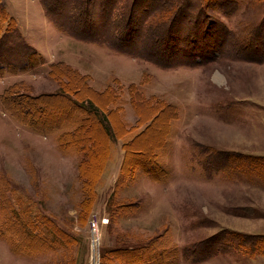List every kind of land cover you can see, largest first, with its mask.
Returning a JSON list of instances; mask_svg holds the SVG:
<instances>
[{"label": "rangeland", "instance_id": "obj_1", "mask_svg": "<svg viewBox=\"0 0 264 264\" xmlns=\"http://www.w3.org/2000/svg\"><path fill=\"white\" fill-rule=\"evenodd\" d=\"M102 1L88 0L90 33H65L39 0H1L42 59L0 75V98H20L7 101L14 115L0 102V226L15 220L12 241L0 233V264H264V0H184L173 10L167 0H107L110 15L133 18L127 45L113 42L114 29L104 36ZM45 2L52 18L73 14L79 25L73 0ZM189 8L203 13L190 26ZM89 104L112 113L114 144L91 117L61 150L58 134L44 132L79 124ZM148 128L124 162L123 135ZM89 143L90 155L77 151ZM25 209L37 242L60 246L20 247Z\"/></svg>", "mask_w": 264, "mask_h": 264}, {"label": "trees", "instance_id": "obj_2", "mask_svg": "<svg viewBox=\"0 0 264 264\" xmlns=\"http://www.w3.org/2000/svg\"><path fill=\"white\" fill-rule=\"evenodd\" d=\"M106 1H102L99 5L98 8V13L97 16L98 18H100V20L102 22L105 23L106 25V30H105V34L104 36L109 37L110 39H112V30L114 29L116 32L114 33V39L113 42L115 44H120L125 42V45L129 44L131 41V21L133 20L131 15H128L127 18H125V16H123V18H121V10L119 11V15H110L109 14V5L106 6ZM165 1V0H164ZM175 1V2H172ZM43 11H44V16L45 18L51 22L56 24L63 32L65 31H69L70 32V28L71 30L76 28L77 26H79L80 28H82L83 33L84 32H88L90 33L92 31V28L94 26L93 23V18H92V14L91 12L88 10V6L89 2L88 0H73V3H76V6L74 8H70V11L76 13L75 15L82 17L79 25H78V20H76V18H74L73 23L71 22L73 17L71 15L70 18H67L66 21H62L60 19V17H54L52 18V16H50L49 14V5L45 2V0H39ZM167 2V4H165L166 6H168L169 8H171L172 10L176 8L177 4L181 5L182 3H184V0H167L165 1ZM118 6H122V5H127L128 6V0H121L120 2H118ZM0 5H1V0H0ZM166 6H164L166 8ZM164 8V9H165ZM169 8H166L163 12L166 13L168 11ZM58 12V10H57ZM58 15V14H57ZM184 19L182 22H188V25L190 26L191 24H193L195 21L194 20H198L201 17L203 18V13L202 12H198V13H193L191 11V9L189 8V12L184 14ZM173 23H179L178 22V16H175L172 19ZM4 25H7L6 28V32L5 33H1V30L4 29ZM148 28L150 29H155V27H152L151 25H147ZM157 27V26H156ZM16 27V23L14 18H9L6 15V11L4 8H1L0 6V75H2L4 72H20V71H27L29 69H32L34 67L37 66V64L41 61L42 57L41 55L35 51L34 48H32L29 44H27L23 38V36H21V33L18 32ZM143 33H142V40L141 41H145L148 42L149 41V34L150 31L149 29L146 30L145 28H143ZM12 31H17L13 34H11ZM111 32V33H110ZM66 33V32H65ZM15 34V35H14ZM111 35V36H110ZM39 61V62H38ZM55 66H58L57 64H53L52 68H54ZM131 90H133V92L131 91V93H135L136 88L134 86H132ZM109 91V90H108ZM109 93L112 95V93L109 91ZM12 97H14L13 99L9 98L8 92L1 96L0 98V102L2 107L5 110H9L13 115V108L10 106V104L7 101L10 100H19L20 98L18 97V95L16 94H12ZM57 96H55L54 98H56ZM31 101V100H29ZM36 101V100H34ZM90 106H81V108L84 111L85 117L83 116L79 122V124L75 125V122L72 123H68L64 126H62L61 128L52 131L51 129H49L48 131L44 132V133H48V134H58V146L60 147L61 150H67V148H65V146L69 145L70 142L67 140V136H72L73 139H78L81 133V130L84 127V121H88L90 119V121H92L91 117H93L96 122L98 123V127L101 129V131H103L105 137H106V144L111 143L114 144L115 141V137L117 138L115 129L113 127V125L111 124V122L108 120V116L112 115V113L109 111L108 116H104L100 110L95 109L94 106H92V104H89ZM150 106L151 103H149ZM152 108V107H151ZM153 109V108H152ZM155 112V114L160 115L163 114V112H165V110H153ZM105 114V113H104ZM155 117V115H153V118ZM151 119L150 121L154 122V119ZM176 118H173V120H175ZM21 120V119H20ZM141 121V120H140ZM23 123H25L24 121H22ZM110 122V123H109ZM152 122V123H153ZM94 123V122H92ZM28 124L29 127L36 129V127L33 124L30 123H26ZM170 124H168V126L170 127ZM74 127L73 130H71L72 128L69 127ZM135 129V128H134ZM150 128H148L146 131H142V132H138L137 134H134L133 137L130 140H126L127 138V132L123 135V139H124V143L122 145V150L124 151V162H129L128 160L131 158V156L133 157V155L135 156L138 152H134L132 149L133 146L140 140L142 139L146 134L147 131ZM60 133V135H59ZM129 135H132L131 133H129ZM83 137V135H82ZM68 142V143H67ZM95 143H89L87 144H81L80 149L77 151L82 152L81 154H86L90 155L89 152L86 150V147L89 150H93L95 151ZM70 150V148H69ZM107 154V150L105 151V155ZM154 156L156 155V153H153ZM155 159V158H154ZM131 160V159H130ZM156 160V159H155ZM156 166V164H154ZM142 165L139 164L137 165V168ZM136 167V166H135ZM134 167V168H135ZM133 168V169H134ZM156 170V169H155ZM157 173V171H156ZM153 173V174H156ZM158 175V173L156 174V176ZM150 176V174H149ZM151 177V176H150ZM167 178V177H166ZM162 179H165V177L163 176ZM6 192L9 193L11 192L10 189V184L6 182ZM8 206H9V212L13 211L14 206L12 205V203H10L8 201ZM7 212V211H5ZM4 212V213H5ZM14 213V212H12ZM15 217V214H14ZM23 221L20 222L19 226V231L22 233V240L19 242L20 247H26L27 245L32 247V248H37L40 247L39 245H42L43 248H45L46 250L55 246H60V244H58L57 242L58 239L54 238V241L50 240L49 238V242L47 241L48 239L46 238V240L44 238L40 239L42 242H44L43 244H39V242H37L36 238L37 236H34L32 234V232L37 229L34 225V218L31 215L30 210H24L23 211ZM16 219V218H15ZM37 220L39 219V216H37ZM44 221L47 226L49 227V229H51L55 235H57L58 237H61L63 240V232L59 231L58 228L56 227V225H54L53 223H50V221L48 220H42ZM15 220L12 217V215L10 216V219L8 218H4V221H2L1 226H0V233L3 237L8 236V241L10 240V235L9 233H13V227H15L14 224ZM14 235V233H13ZM33 235V236H31ZM50 235H52L50 233ZM27 237V238H26ZM12 241V240H10Z\"/></svg>", "mask_w": 264, "mask_h": 264}, {"label": "built area", "instance_id": "obj_3", "mask_svg": "<svg viewBox=\"0 0 264 264\" xmlns=\"http://www.w3.org/2000/svg\"><path fill=\"white\" fill-rule=\"evenodd\" d=\"M106 223H108V220H106ZM91 230H92L93 236L96 237V235L98 234V226L94 221L91 223ZM94 243H96L95 238H94Z\"/></svg>", "mask_w": 264, "mask_h": 264}, {"label": "crops", "instance_id": "obj_4", "mask_svg": "<svg viewBox=\"0 0 264 264\" xmlns=\"http://www.w3.org/2000/svg\"><path fill=\"white\" fill-rule=\"evenodd\" d=\"M43 11V10H42Z\"/></svg>", "mask_w": 264, "mask_h": 264}]
</instances>
